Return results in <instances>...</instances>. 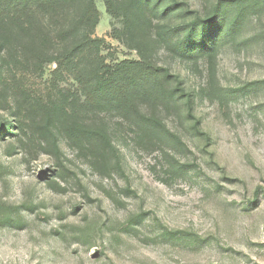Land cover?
I'll use <instances>...</instances> for the list:
<instances>
[{"label":"rangeland","instance_id":"374dc122","mask_svg":"<svg viewBox=\"0 0 264 264\" xmlns=\"http://www.w3.org/2000/svg\"><path fill=\"white\" fill-rule=\"evenodd\" d=\"M95 6L96 28L82 20L83 2L38 10L39 60L25 18L0 32V264H264V0L151 4L143 47L190 99L173 81L163 103L137 98L161 122L150 133L85 99L86 57L107 71L140 60L114 36L123 18L104 0ZM71 27L72 38L103 42L58 69ZM202 32L208 50L182 54L202 46ZM41 101L102 128L115 150L79 149L60 126L56 159L40 137Z\"/></svg>","mask_w":264,"mask_h":264},{"label":"trees","instance_id":"16d2710c","mask_svg":"<svg viewBox=\"0 0 264 264\" xmlns=\"http://www.w3.org/2000/svg\"><path fill=\"white\" fill-rule=\"evenodd\" d=\"M155 0H104L108 13L114 17L119 14L123 18V27L121 30H114V36L129 49L138 52L140 60L124 61L115 69L107 71L102 66L104 62L95 66L89 57L85 59V69L89 73V78L82 82L84 86V95L88 103L93 107L115 105L119 113L129 123L138 128L139 131L148 132L162 128L160 120L155 116H147L142 113L137 105V98L154 97L158 101L165 102L168 97L166 90L167 83H175L176 92L179 95L190 99L189 94L182 86V81L176 75H172L169 69L159 67L150 61L149 51L146 46L143 47L144 41L148 36L146 27L149 24L145 13ZM84 9L82 19L86 23H91L92 28H96L99 20V13L95 6V0H0V32H9V27L16 21L22 23L25 18L28 29L32 35L31 48L29 52L33 54L35 60L45 56L46 36L42 31L34 26L35 16L38 10L51 9L58 7L61 10L82 6ZM11 15L20 17L10 18ZM8 18V19H7ZM24 23V24H25ZM201 21L195 23L201 26ZM9 25V26H8ZM69 29L62 32L60 41L63 44L62 50L57 53L55 60L58 62V69L76 63L80 66L83 63L82 56L85 51L95 49L97 54L99 47L103 42L99 38L85 36L82 39L72 38L73 34ZM72 35V36H71ZM211 44L208 35L201 33V47L199 49L182 47L181 53L200 52L205 53ZM82 59V61H79ZM37 109L41 118L39 124L40 137L47 141V146L52 148L56 159H61L58 138L55 129L62 126L70 144L77 146L79 149L84 148L87 144L93 154H97L100 149L114 151V147L102 128L93 124L82 122H73L72 118L62 119L55 103L49 104L41 101ZM189 105V103H188ZM189 107V112H191ZM66 116H70L65 111ZM40 138V139H41ZM42 140V139H41ZM95 156V155H94Z\"/></svg>","mask_w":264,"mask_h":264}]
</instances>
